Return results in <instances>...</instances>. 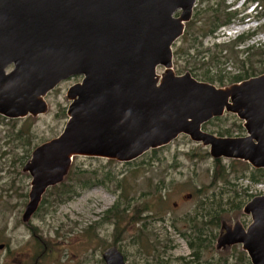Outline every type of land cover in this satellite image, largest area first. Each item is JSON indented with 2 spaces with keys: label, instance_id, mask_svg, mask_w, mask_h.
<instances>
[{
  "label": "water",
  "instance_id": "95a60500",
  "mask_svg": "<svg viewBox=\"0 0 264 264\" xmlns=\"http://www.w3.org/2000/svg\"><path fill=\"white\" fill-rule=\"evenodd\" d=\"M197 1L0 0L1 117L43 116L47 96L81 78L67 92L62 134L37 147L23 168L32 179L24 224L47 191L64 182L75 157L128 164L187 136L215 161L264 170V74L219 88L174 71V46ZM226 115L243 124L244 137L204 132ZM243 212L251 224H224L217 250L241 245L251 264H264V196ZM102 259L126 264L117 247Z\"/></svg>",
  "mask_w": 264,
  "mask_h": 264
},
{
  "label": "rangeland",
  "instance_id": "374dc122",
  "mask_svg": "<svg viewBox=\"0 0 264 264\" xmlns=\"http://www.w3.org/2000/svg\"><path fill=\"white\" fill-rule=\"evenodd\" d=\"M222 4L223 0L197 1L192 23L190 22V32L195 35L193 37L201 35V29L212 17V9ZM225 5L231 7L229 10L232 13L239 12V17L249 16V12L256 6L252 4L245 11L236 0H227ZM256 11L264 14V0L260 1ZM252 16L254 19L248 26L242 27L236 22L226 31L222 30L216 40L206 39L204 48L208 49L214 44H229L239 36L259 31L260 34L255 39L236 49L239 60H247L250 55L243 54L242 50L264 45V17L257 22V16ZM187 30L186 26L185 33ZM180 40L175 45L174 52L178 48L187 49L194 45L193 42L185 44ZM223 57L228 62L223 66L225 75H237L240 70L239 62L229 50L224 52ZM251 60L253 67L259 69V58L252 57ZM191 70L192 65L188 67L185 59L174 58V71L177 75L191 73ZM158 74L162 75L163 69H158ZM80 82V78L69 79L51 92L46 98L49 111L43 116L21 120H7L0 116V246H4L0 249V264H105L102 254L110 247H117L125 255L127 264H186L183 260L189 259L191 250L187 240L179 236L184 229L182 220L189 215L192 217L199 210L202 211V199L205 200L222 190L227 191L222 185L210 187L215 160L210 157L209 149L192 142L187 136H180L169 146L158 150L151 159H139L131 165L75 157L69 173H94V184L79 189L76 196L62 205L54 203L56 194L50 189L30 224L22 222L32 182L31 177L23 173V168L37 147L62 134L68 121L67 109L70 105L67 92ZM227 116L230 117L225 123L214 121L206 124L203 127L204 132L219 137V132L232 130L233 138L244 137L246 133L244 136H237V128L234 127V124H241L243 128V124L237 117ZM21 131L25 135L19 140ZM230 162L223 160V165L231 167ZM232 167V171L239 175L254 170L244 162L235 163ZM108 176L111 180L104 181ZM74 182V176L69 174L63 183L72 185ZM120 183L129 192V199H123L124 190L118 187ZM159 186L165 188L162 192L163 200L159 202V212L150 217V220L146 218L152 215L144 212L140 215L143 221L132 222L138 209L144 210L148 203L152 204L160 199L159 192L156 194V187ZM261 186L264 189V182L250 185V182L244 181L236 189L238 196L234 198L236 201L245 200L244 207L254 198L250 196H254V192ZM199 190L202 191L201 195L197 194ZM144 194L150 195L143 198ZM191 194L194 198L186 200L185 197ZM117 204H121L120 209L124 211L123 219L119 223L113 218L106 220L107 213ZM204 210L208 209L205 207ZM243 216L241 211L223 216L222 219L229 224L240 220L248 222ZM176 220L177 229H174L170 224ZM142 228L145 230L143 233L140 232ZM219 229L217 227L211 231L215 234V239ZM148 239L157 240L161 244L157 246V253L152 249H145ZM215 239L211 248L205 250L193 264H224V260H228V264H236L231 253L215 251L218 238ZM166 244L170 249L164 251Z\"/></svg>",
  "mask_w": 264,
  "mask_h": 264
},
{
  "label": "trees",
  "instance_id": "16d2710c",
  "mask_svg": "<svg viewBox=\"0 0 264 264\" xmlns=\"http://www.w3.org/2000/svg\"><path fill=\"white\" fill-rule=\"evenodd\" d=\"M237 1L240 0H236V2ZM260 1L262 0H246V7L252 4L260 5ZM226 2L227 0H223L222 5H220L216 9H212L213 10L211 14L212 17L210 21L201 29V35L193 37L195 35H193V33L190 32L192 22L188 23L187 24L188 30L180 41L185 44L193 42L194 45L188 47L187 49L178 48L174 52V58H176L177 60L185 59L188 67L192 65L191 74L195 79L209 84L219 85V87H224L227 84L230 85L237 84L245 80H248L250 78L257 77L258 75L264 74V45H259V47L252 46L242 50L243 54L250 55L249 58H247V60L245 61L244 60L240 61L239 54L238 52H236V49H238V47L247 44V42L257 37V35L260 34L259 31H255L249 35L239 36L235 41L229 44H214L212 47L208 49L204 48V41L206 39L216 40L222 29L231 26L237 21L243 20V18L239 17L240 16L239 12L232 13L229 10L231 7H226L225 5ZM263 17L264 14L258 13L257 20L260 21ZM228 50L230 51L231 55L240 64L239 73L232 77L226 76L225 69L223 68V66H225L228 63L227 60H225L226 58L223 57V54L224 52H228ZM252 57L259 58L258 61V63L260 64L259 69L253 67L251 60ZM198 58L200 60H198ZM229 117L225 116L223 118L215 119L209 124H212L214 121L225 123L229 119ZM234 127L237 128V132H238L237 136L245 135V130L242 128L241 124L240 125L234 124ZM24 135L25 134L23 131L19 132L18 139L22 140L24 138ZM218 136L233 137L234 133L232 130H225L219 132ZM158 150L150 151L140 159L143 160L147 158L151 159L152 156L156 155ZM27 158L29 157L27 156ZM137 161L128 163L127 165L135 164L137 163ZM230 163H231V167L230 166L228 167L223 165V160L215 161V169L210 186V187H217L222 185L221 187L227 188L226 189L227 191L222 190L218 193H214L212 196L207 197L205 200L202 199L201 201L200 207L203 211L205 207L208 209L207 211L209 213L206 214V216L209 217L211 223L195 224L189 226L185 230V233L181 234V236L187 240L188 247L191 250L189 259L187 258L188 260L187 259L183 260V261H188L187 264H193L192 262H189V260H191L192 257H195L196 259H200L201 254L204 252V250L208 249L212 245V240L208 236V233L205 232V228L211 227L213 229L218 227L220 222L219 220L222 219V213L225 211L226 207L232 210L234 207L233 211H240L243 208V205L245 204V200L236 201V198H234L238 196V191H236V189H238L239 185H241L244 181L250 182V185H255L264 182V170H249L248 174L243 173L242 175H239V173H237L236 171L234 170L232 171L233 168L232 166L235 163H240V162L231 161ZM69 174L70 176L73 175L75 179V182L72 185H67L62 183L59 186H56L51 189V192L56 194L54 203H56L57 205H62L69 202L74 196L77 195L79 189L90 187L91 185L94 184L93 182L96 179V175L94 173H89V172L73 171ZM233 174L234 175L236 174V176L232 177L231 175ZM110 180L111 179H109V176L106 179H104V181H110ZM102 184L106 185L105 182H102ZM118 187L124 190L123 199H125V197L129 199V192L127 191L126 187L121 183L120 185H118ZM164 190H165L164 187H160V186L156 187V194L159 192L160 199L159 200L156 199L155 203L152 204L148 203L144 210L138 209L136 211L137 216L132 219V222H134L135 220L137 221V223L141 221L140 215H142V213L144 212H148L150 215H152L146 218L148 220H150V217H153L155 214H157V212H159V202H161V199L163 200L162 192ZM197 194L201 195L202 191L199 190ZM148 195L150 194L147 195L144 194L143 198L145 196L148 197ZM226 195L227 198H225ZM253 197L254 196H250V198ZM120 208H121V204L120 205L117 204L111 211L107 213L106 220L113 218L117 221V223H119L120 220L123 219V214H124V211ZM173 227L174 229H177L176 226ZM144 231L145 230L143 228L140 230L141 233H143ZM159 245L161 244L157 242V240L152 241L148 239L147 246L145 249L147 251L152 249L154 253H157V246ZM168 249H170V247L169 245L166 244L164 247V251ZM163 253L165 252H162V254ZM123 256L126 259L125 255ZM237 261L244 262V260L241 258H237Z\"/></svg>",
  "mask_w": 264,
  "mask_h": 264
},
{
  "label": "flooded vegetation",
  "instance_id": "af4514ba",
  "mask_svg": "<svg viewBox=\"0 0 264 264\" xmlns=\"http://www.w3.org/2000/svg\"><path fill=\"white\" fill-rule=\"evenodd\" d=\"M165 189V188H164ZM165 191V190H164ZM201 191V190H200ZM194 198V196L191 194V195H188L187 197H185V199L186 200H191V199H193ZM175 207L177 206L176 204L174 205ZM244 208V207H243ZM243 208L240 210V211H233L234 210V207H233V210L232 209H225V211L222 213V217L223 216H226V215H232V214H234V213H239V212H241L242 211V213H243V218L246 220V221H248V222H245V221H243V220H240V221H237V222H234V223H231V224H229V223H226V222H224V220L223 219H221V220H219L220 222H219V234L216 236V239L217 238H219L221 235H222V231H223V225L225 224L227 227H233L235 224H237V223H240L242 226H243V228H247L250 224H251V217L250 216H247V215H245L244 214V212H243ZM209 212L207 211V210H202V211H197L196 213H195V215H192V217H191V215H189V216H187L185 219H183L182 220V224H183V226H184V229H183V231L182 232H180L179 233V236H181V234H183V233H185V230L189 227V226H192V225H195V224H207V223H211V220L209 219V217L208 216H206V214H208ZM203 215H205V216H203ZM142 216V215H141ZM141 216H140V218H141ZM242 218V219H243ZM142 219V218H141ZM141 221H143V220H141ZM140 221V222H141ZM178 223V220H176V221H172V223L170 224V225H172V227L173 226H176L175 224H177ZM174 228V227H173ZM217 228V227H216ZM216 228H213V229H216ZM211 231H212V228L210 227V228H205V232H207L208 233V236L211 238V240H212V243H213V240L215 239V234L213 233H211ZM226 233V231L224 230V234ZM182 237V236H181ZM183 238V237H182ZM183 239H185V238H183ZM215 239V240H216ZM186 240V239H185ZM218 240V239H217ZM212 246V245H211ZM211 246L208 248V249H205V250H209L210 248H211ZM216 246H217V244H216ZM118 249V248H117ZM119 250V249H118ZM204 250V251H205ZM120 251V250H119ZM215 251H217V252H220V253H223V254H227V253H231V257L233 258V257H235V263L236 264H251L250 263V260H249V258H248V256H247V253L246 252H244L243 251V248H242V246L241 245H234V246H232V247H226V248H224V249H221V250H217V247L215 248ZM121 252V251H120ZM237 252V253H236ZM122 253V252H121ZM237 258H241V259H243L244 260V262H239V261H237ZM191 260H192V263H195V261H196V258L195 257H192L191 258ZM125 261H126V259H125ZM184 263H188V261H184ZM126 264H127V261H126ZM207 264H209V263H207ZM224 264H228V260H224Z\"/></svg>",
  "mask_w": 264,
  "mask_h": 264
},
{
  "label": "built area",
  "instance_id": "2783aa9c",
  "mask_svg": "<svg viewBox=\"0 0 264 264\" xmlns=\"http://www.w3.org/2000/svg\"><path fill=\"white\" fill-rule=\"evenodd\" d=\"M254 193L255 195H259V196L264 195V189L261 186Z\"/></svg>",
  "mask_w": 264,
  "mask_h": 264
}]
</instances>
